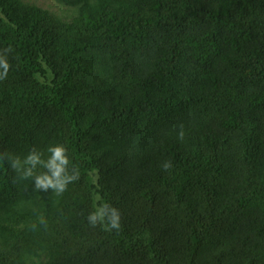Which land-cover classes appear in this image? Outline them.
Masks as SVG:
<instances>
[{
    "label": "trees",
    "instance_id": "obj_1",
    "mask_svg": "<svg viewBox=\"0 0 264 264\" xmlns=\"http://www.w3.org/2000/svg\"><path fill=\"white\" fill-rule=\"evenodd\" d=\"M55 1L0 0V153L64 144L80 176L0 161V264H264V0Z\"/></svg>",
    "mask_w": 264,
    "mask_h": 264
},
{
    "label": "clouds",
    "instance_id": "obj_2",
    "mask_svg": "<svg viewBox=\"0 0 264 264\" xmlns=\"http://www.w3.org/2000/svg\"><path fill=\"white\" fill-rule=\"evenodd\" d=\"M9 51L8 49L5 52ZM10 63L6 56H0V79L7 77ZM43 152L30 150L23 157L10 153H0V161L16 172L21 179H31L34 190L47 192L51 190L59 195L80 176L78 167L72 161L68 148L64 144H51ZM165 168L169 165L165 164ZM91 227L99 225L105 231L119 230L121 218L118 209L103 203L90 211L86 217Z\"/></svg>",
    "mask_w": 264,
    "mask_h": 264
},
{
    "label": "rangeland",
    "instance_id": "obj_3",
    "mask_svg": "<svg viewBox=\"0 0 264 264\" xmlns=\"http://www.w3.org/2000/svg\"><path fill=\"white\" fill-rule=\"evenodd\" d=\"M32 4L47 8L57 14L61 19L71 20L76 13V8L66 7L55 0H26Z\"/></svg>",
    "mask_w": 264,
    "mask_h": 264
}]
</instances>
